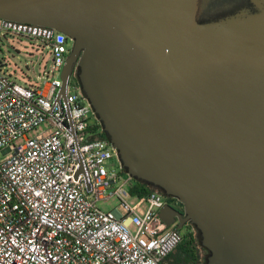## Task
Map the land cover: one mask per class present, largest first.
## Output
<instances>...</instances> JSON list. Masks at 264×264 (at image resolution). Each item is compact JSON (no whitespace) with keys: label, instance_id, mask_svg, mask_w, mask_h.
I'll return each instance as SVG.
<instances>
[{"label":"water","instance_id":"95a60500","mask_svg":"<svg viewBox=\"0 0 264 264\" xmlns=\"http://www.w3.org/2000/svg\"><path fill=\"white\" fill-rule=\"evenodd\" d=\"M0 20L70 39L54 104L75 67L123 173L182 204L204 264H264V0H0Z\"/></svg>","mask_w":264,"mask_h":264},{"label":"built area","instance_id":"2783aa9c","mask_svg":"<svg viewBox=\"0 0 264 264\" xmlns=\"http://www.w3.org/2000/svg\"><path fill=\"white\" fill-rule=\"evenodd\" d=\"M9 36L47 47L50 69L28 87L0 75V264H160L176 244L158 217L163 196L132 194L136 181L123 173L116 151L94 139L99 122L72 76L75 67L62 111L54 104L70 39L0 20V41ZM110 200V210L97 208Z\"/></svg>","mask_w":264,"mask_h":264},{"label":"rangeland","instance_id":"374dc122","mask_svg":"<svg viewBox=\"0 0 264 264\" xmlns=\"http://www.w3.org/2000/svg\"><path fill=\"white\" fill-rule=\"evenodd\" d=\"M39 42L30 41L26 37L9 36L0 41V75L20 87L33 86L41 81L37 74L42 71H49L50 62L48 48L40 45ZM41 46L43 48H41ZM71 47V43L68 44ZM53 78H58L54 74ZM44 129V125L39 126L37 130L30 131L27 135L33 136L36 132ZM116 205L114 200L108 203L98 202L97 208L108 211ZM119 212L120 209L118 208ZM195 233V232H194ZM174 248L170 252L174 253Z\"/></svg>","mask_w":264,"mask_h":264},{"label":"trees","instance_id":"16d2710c","mask_svg":"<svg viewBox=\"0 0 264 264\" xmlns=\"http://www.w3.org/2000/svg\"><path fill=\"white\" fill-rule=\"evenodd\" d=\"M96 128H99L100 131L94 139L106 140L104 133L101 131L100 125ZM92 129H95V127ZM156 190V188L136 182V185L132 188L131 193L137 196H142L150 191ZM199 240L200 237L197 230L195 233H186L172 248H176L177 250L174 253H171V249L165 256L162 257L160 264H204L205 257L201 255L202 250Z\"/></svg>","mask_w":264,"mask_h":264},{"label":"flooded vegetation","instance_id":"af4514ba","mask_svg":"<svg viewBox=\"0 0 264 264\" xmlns=\"http://www.w3.org/2000/svg\"><path fill=\"white\" fill-rule=\"evenodd\" d=\"M156 191L159 192L163 196L164 206H168L171 209V211H169L167 220L171 222L169 227H171L172 232L174 231V234L176 236V243H178L186 233L196 232L195 227L193 225H190L188 221H184V222L180 221V218H184L185 216L183 213L182 204L176 199L166 197L158 189ZM177 214L180 215V218L178 217ZM179 225L180 227L177 228ZM201 250H202L201 255L206 258L207 251L203 248H201Z\"/></svg>","mask_w":264,"mask_h":264}]
</instances>
